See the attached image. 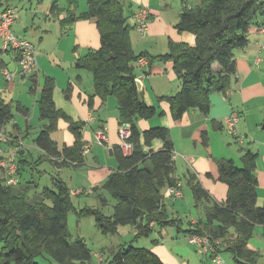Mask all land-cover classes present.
Here are the masks:
<instances>
[{
	"label": "trees",
	"instance_id": "1",
	"mask_svg": "<svg viewBox=\"0 0 264 264\" xmlns=\"http://www.w3.org/2000/svg\"><path fill=\"white\" fill-rule=\"evenodd\" d=\"M13 1L0 0V9L10 7ZM66 2V16L60 19L62 28L68 29L81 19L94 18L97 21L100 47L88 49L85 55L77 58L75 66L92 73L95 93L90 96L91 105L96 95L103 99L110 95L117 98L119 123L130 125L132 151L124 154L121 149L118 168L101 185L115 200L114 213L110 216L102 213L100 207L77 205L62 179H55L53 188L42 189V201L31 203L25 194L15 190L17 184L8 185L0 177V264H40L36 258L44 253L61 264H96L94 252L85 238L79 234L72 238L68 222L71 212L78 218L93 216L105 235L117 233L118 226L123 224L135 227L139 235H149L156 223L166 226L173 222L168 219L165 195L167 187L181 180L177 176V165L172 161L175 148L169 129L158 125L142 130L139 126L140 119H150L164 112L147 104L137 86L135 63L144 53L137 54L133 47L131 34L136 28L135 23H129L128 13L133 3L127 0H87V10L77 13L78 0ZM56 11L62 13L64 8H60L58 0H53L51 12ZM254 25H264V0H198L194 5L183 0L176 28L179 32L194 33L196 44L170 41L168 52L157 57L172 59L181 80L180 91L167 97L174 119H181L192 108L209 113L211 94L227 92L237 71L235 50L249 44L248 29ZM215 63L220 65V71L214 70ZM54 88L55 80L47 76L37 100L40 118L47 123L38 132L35 142L51 161V156H60L81 163L85 146L84 123L73 121L56 107ZM70 90L69 87L67 93ZM21 111L25 112V109ZM12 116V102L0 98V126ZM59 118L69 121V128L76 138L73 146L64 145L61 150L51 138ZM155 138L163 141L158 150L151 148ZM203 139L207 144L205 132ZM258 157V152L246 148L241 167L233 159L217 160L219 179L228 185L227 198L223 201L211 196L197 173L190 168L187 173L196 205L204 207L206 215L204 220L191 222L187 234L209 236L217 252H229L242 264H257L259 253L249 248L248 243L256 227L264 226V204L257 203ZM54 162L69 165L66 161ZM101 202H107L104 195ZM102 256L99 263L105 261L104 253ZM106 263L165 264L157 253L133 242L113 250Z\"/></svg>",
	"mask_w": 264,
	"mask_h": 264
},
{
	"label": "crops",
	"instance_id": "2",
	"mask_svg": "<svg viewBox=\"0 0 264 264\" xmlns=\"http://www.w3.org/2000/svg\"><path fill=\"white\" fill-rule=\"evenodd\" d=\"M127 1L133 3L131 11L129 9V23L131 25H134V13L140 7H146L149 10L150 15L147 32L140 33L136 29H133L131 34L135 52L137 54L144 53L143 56L148 59V63L141 67L137 61L135 66L137 79L141 80L140 90L143 93L145 102L151 106H155L158 112H164L163 115H156L150 119H140L139 126L142 130H146L150 127L158 125L167 127L170 132V138L174 144L175 152L181 155H186L179 156L176 160V165L179 158H184L185 160H183L188 164L187 166L190 165L193 171L197 173L201 179V182L206 188H208L211 196L218 201H223L227 198L228 185L219 180V168L217 164L210 158L208 149L212 150V152L215 154L213 156L216 158L233 159L237 166H243V162L239 156L241 155V150L237 154L233 147H227L226 144H230L233 139L224 133L225 118L230 115L233 110H236V101H239L241 105L240 109L247 111V113L243 112L240 114L241 116L239 120V126L241 129L244 130L247 127L248 131H251V129H254L255 127V129H257V137L261 140L264 139V132L261 133L258 131V129H260L261 123H263L264 120V112L258 108L246 106V99L248 97L255 96L257 89L264 84V77H261L255 69L256 66H260L264 61V52L261 50V46L264 43V33L261 31L262 26H250L248 29V35L250 39L249 44L244 48H238L235 50V60L237 66L236 74L233 76L227 92H219L212 95V108L209 115L203 113L199 109L192 108L186 111L181 119H174L171 111V105L167 97L174 96L180 91L181 80L175 70L172 59H159L157 57L168 52L170 41L185 42L189 45L196 44V35L194 33L189 31L179 32L176 28L183 6V0ZM11 6L15 7L13 3ZM81 9L82 10L77 13L85 12L87 7L84 8L83 6ZM65 16V13L60 14L59 20ZM22 20V16L17 14L16 20L12 26L13 31L17 36L28 39L30 36L38 37L41 34H44L40 29L34 28L33 20L31 22L27 21L28 18L25 21ZM18 23H20L24 28L19 27ZM29 23H32L31 27H29ZM17 27H19L21 29L19 31H23V33L17 32ZM68 29V34H72L73 37L76 38L74 54L72 55L71 61L69 62L70 67L73 68L77 58L85 55L88 49H96L100 47V33L97 26V21L94 18L77 20ZM40 50L47 54V62H42V60L39 61L41 71L36 75H20V65L17 54H15L13 51L6 52L10 56L9 61L0 60V74L4 77V69L7 68L14 72L15 75L11 80H7L4 77V79L7 80L6 89H3L4 84L2 81H0V98H3L6 102H9L6 100L5 95L9 91H13L14 93L17 92V78H22L23 84L28 82L26 80V76L31 79L29 91L35 97L32 106L33 114L31 115V105L23 102L20 96H18V103L16 106L18 113L26 120V134L29 135L30 133L35 132V148L40 151H44L35 142L38 132L47 123L46 120H42L40 118L37 100L40 97L45 78L50 76L56 81V86L53 92L55 105L58 109L64 111L73 121L84 123L82 130L83 140L85 141V145H90V149L86 155H83L84 158L81 163L58 165L54 161L50 160V162L54 165L51 173L52 185L46 187L53 188L54 180L57 178L62 179L69 186L75 203L76 201H79V203H76L77 205L80 207H99L98 200H101L103 195L107 197L104 193L105 191L101 188V185L105 182L108 176L118 168V153L121 151L122 142L119 134L120 123L118 100L114 95H110L106 99L96 95L93 98L91 105L90 96L95 93L93 77L91 78L88 73L78 69L73 74V76L67 80V75H65L64 70L60 69L59 67L55 66L53 71L50 70V66L48 65V58H50V56L48 55L49 51L46 50V47L40 48ZM44 57H46V55H44L42 59H44ZM152 58L155 59L151 61ZM213 68L215 71H220L221 69L218 63H215ZM41 74H43V79H41ZM73 81H75V84H72L71 90L67 93L70 82ZM33 85H35L34 90L31 89ZM259 94L261 93H257V95ZM161 97L164 98L161 99ZM11 101L14 102V98L11 99ZM23 108L25 109V112L21 111ZM36 115L39 116L40 122L38 127L34 128L29 120L32 116L36 118ZM254 115H256V117L252 118ZM12 119L15 120V123L13 120L12 127L10 125L11 120L5 123L3 126H0V128L6 133L7 137L5 140L0 141V148L2 149L0 152V157H12L16 162H18L14 152H18L25 157L27 150L29 151L28 147L30 146L24 143L25 141L23 138L25 131L20 126L17 117L14 115ZM250 121L254 122L252 128L250 127ZM8 125H10V127H8ZM69 125L70 124L67 119L59 118L56 130L51 133V138L57 143L59 150H61L64 145L73 146L75 144L76 138L74 133L69 128ZM102 130L105 132L107 137V140L104 142H101L98 138V134ZM204 131H207L208 134L209 145L207 146H205L203 143L202 134ZM61 132L62 136L59 135ZM162 146L163 141L161 139L155 138L152 141L151 148L158 150L162 148ZM252 147V150L254 151L256 146L254 145ZM218 151H222L224 154H216ZM257 151L260 153L259 148ZM27 158H23V165L26 164L28 166L30 163H32V166L39 165L33 160L30 162ZM40 160L42 161V157H40ZM184 161L182 162L184 163ZM19 168L20 175L17 173V178L20 183L18 181L15 190L25 194L28 201L31 203L42 201V195L40 192L36 191L39 186L36 187L35 184L39 183L33 182V180L25 182L23 180L24 175H21L22 171L20 164L18 166V169ZM260 173L261 172H259L257 175V203L258 205H263L264 177L261 178ZM262 174L264 175L263 172ZM182 191L183 196L180 198L174 199L170 196L172 198L173 205H175L178 200L183 199L185 196L184 189H182ZM85 196L87 197L84 198ZM74 197H77L78 200H76ZM197 220L198 218H191L192 223H196ZM80 233L81 234L79 235L86 237L83 232ZM160 234L162 237L168 236L167 231L164 229ZM194 246L198 250L197 246ZM248 246L259 253L257 264H264V226L258 225L256 227L253 236L249 239ZM156 253L166 264H175L173 261L175 260L174 257L169 255V258L165 260V258L162 256L163 254L161 255L162 252ZM201 254L204 255L206 259H204V261H200L199 264H242L236 261L233 255L230 253L227 257H223L222 252H219V255L222 258V263H217L210 254ZM95 256L97 257L98 261L103 260L101 253H96ZM179 263L190 264L191 262L188 259L182 260Z\"/></svg>",
	"mask_w": 264,
	"mask_h": 264
},
{
	"label": "rangeland",
	"instance_id": "3",
	"mask_svg": "<svg viewBox=\"0 0 264 264\" xmlns=\"http://www.w3.org/2000/svg\"><path fill=\"white\" fill-rule=\"evenodd\" d=\"M52 2L53 0H14L13 1V5L15 6L14 8L18 12L17 14H20L22 16L23 19L22 21H25L27 18H28L27 20L28 22H31L33 20L34 28H38L44 33L38 37L37 36L28 37V39H30V41L33 43L37 51L39 72L41 71L39 61L42 60V62H47V54L43 53V51H41L40 48L46 47V50L49 51L48 55L50 56V58H48L49 61L48 65L50 66L51 71H53V68L55 66L59 67L60 69L64 70L65 75H67L66 79L69 80V78L73 76L76 70L79 69L82 70L83 72L88 73V75H90V77L92 78L93 77L92 73L89 70L77 68L75 65L73 68L70 67L69 62L71 61L72 55L74 54V49L76 47V38L73 37L72 34L71 35L68 34L69 29L62 28L61 21L59 20L60 14H64V13L66 14L65 8L67 6V2L66 0H58L60 8L61 9L64 8V11H62V13H58V11H56L53 14L51 12ZM186 2H188V5H194L198 2V0H186ZM83 6L84 8L87 7V0H78V7L76 8V11L80 12ZM31 24L32 23H29V27H31ZM18 26L24 28L20 23H18ZM19 27H17V32L23 33V31H19L21 30ZM44 55H46V57L42 59ZM9 57L10 56L6 52H3L0 47V60L9 61ZM263 57H264V53H263ZM255 69L261 77H264V61L261 63L260 66L258 67L256 66ZM41 79H43V74H41ZM17 80H18L17 92L14 93L13 91H9L5 95V98L9 102H12L13 116L15 115V117H17L20 126L25 131L26 120L23 118L22 115L18 113L16 106L18 103L17 99L18 96H20L23 102L31 105V110H32L31 115H32L33 114L32 106L35 97L29 91V87L31 85L30 83L31 79L28 78V76H26V80L28 81L25 83L26 85L23 84L22 78L19 77L17 78ZM0 81H2L4 84L3 89H6L7 80H5L1 74H0ZM72 84H75V81L70 82L69 85L70 88L72 87ZM55 86H56V81H55ZM215 93H219V92L212 93L211 97ZM257 93H261V94L257 95ZM257 93L255 94V96L248 97L246 99V106H250L252 108L253 107L258 108L259 110L264 112V84L263 86H260L257 89ZM13 98L15 100L14 102L11 101V99ZM240 107L241 105L239 101H236L235 102L236 110H233L232 113H237L239 115L242 114L243 112L247 113L246 110L240 109ZM211 108L209 110V113L211 112ZM209 113H207V115H209ZM255 117L256 115H254L252 118ZM12 118L9 119V121L11 120L10 121L11 127L13 126V120H14ZM29 122L34 126V128L38 127L40 122L39 116L36 115V118L32 116ZM253 124L254 122L250 121L251 128L253 127ZM10 125H8V127H10ZM238 127L240 126L238 125ZM224 130H225L224 131L225 135L233 139L232 142H230V144H226V146L233 147L234 151L237 154L241 150L240 151L241 155H239L241 161H242V155L244 153V150H246V148L253 149L252 146L255 145L256 148H254L255 149L254 151L256 152H258L257 150L259 148L261 154L259 153V158L257 160L256 175H258V173L261 172L260 173L261 178L264 177V175L262 174V172L264 173V139L261 140L260 138L257 137V133H256L257 129H255L254 127V129L248 131L247 127L244 130L241 129L240 127L239 132L241 135L244 136V142L238 141L236 136L229 133L226 127H224ZM258 131H260L261 133L264 132V120L263 123H261L260 129H258ZM204 132L208 137L207 131ZM59 135L62 136V132L59 133ZM34 136H35V132L30 133L29 135L26 134V131L24 132V138H23L25 141L24 143H26L30 147H28L29 151L27 150L28 153L26 152V156L23 158L26 159L27 157H29L27 159L30 162H32L33 160L35 163L39 165L32 166V163L28 164V166L26 164L23 165L22 162L23 158H20V156L22 155L18 152L17 153L14 152V155L17 158L18 161L17 163L21 165V171H22L21 175L22 174L24 175L23 180L25 182L31 180H33V182H38L39 187L37 188L36 191L41 192L44 187L52 185L51 173L54 165L50 162V159L48 158V154L46 152L42 150L40 151L37 148H35L36 145L34 144ZM202 138H203V134H202ZM207 141H208L207 144H205L203 139V143L205 146L209 145V140ZM208 152L210 158L216 164L218 159H222V158L214 157L213 155L215 154L212 152V150L208 149ZM216 154L223 155L224 153L222 151H218L216 152ZM40 157H42V161L40 160ZM179 159L177 161V176L181 180L182 189H184L185 196L183 197V199L178 200L175 203V205H173L172 198L168 195H165V204H166L165 207H166V212L168 214V219L173 222L166 224V226H162L159 223H156L152 229V232H150L149 235H139L138 230L135 229V227L131 226L130 224L119 225L117 233H110L109 235H105L98 228L93 216L78 218L73 212L69 214V222H70V229L72 232V238L73 239L76 238L78 234H81L80 232L84 233V235L86 236L84 237L85 241L87 242L90 249L94 252V262L96 264L99 263L97 257L95 256L96 253H102V254L104 253L105 261L99 264H107L106 260L111 258L113 250H116L122 244L131 243V242H133V244H135L136 246L149 248L155 253L162 252L161 255L163 254L162 256L165 258V260L168 259L169 258L168 256L170 255L175 258V260H173L175 264H180L179 262H181L182 260H188V259L191 262L190 264H199L200 261H204V259H206L204 255L198 252L194 244L189 242L187 236L188 233L187 231L191 227V218L195 217L198 218V220H204L206 215H205L204 207H198L196 205L193 192L187 182V173L189 168L190 170H192V172L195 173V171H193L190 165L187 166L188 164L184 161L185 160L184 158H183L184 160L182 158ZM182 161H184V163ZM202 185L204 186L203 183ZM206 189L208 190V188ZM104 193L107 196L106 197L107 202L102 204L101 200L99 199L98 200L99 207L101 208L102 213L110 216L114 213L115 200L110 194H107L108 192H104ZM86 197L87 196H85L84 198ZM74 198L78 200L77 197ZM76 203H79V201H76ZM163 229L167 231L168 236L162 237L160 233L163 231ZM1 249H2V243L0 242V250ZM222 254L223 257H227L229 252L223 251ZM36 260L40 264H61L46 253L37 256Z\"/></svg>",
	"mask_w": 264,
	"mask_h": 264
},
{
	"label": "built area",
	"instance_id": "4",
	"mask_svg": "<svg viewBox=\"0 0 264 264\" xmlns=\"http://www.w3.org/2000/svg\"><path fill=\"white\" fill-rule=\"evenodd\" d=\"M17 17V11L13 6L0 9V47L3 52L13 51L17 54L19 62V74H33L39 73L38 67V55L33 43L24 37L17 36L13 31V24ZM148 18L149 10L146 7H140L134 14L135 28L140 33H146L148 30ZM261 31L264 33V25L261 27ZM261 50L264 52V43L261 46ZM148 63V59L145 56H141L138 59L139 66H145ZM4 77L7 80H11L15 73L9 69H4ZM239 120L240 115L232 113L225 118L224 124L229 133L236 136L238 141L244 142V136L239 132ZM119 134L121 137V149L124 154H129L132 151V143L129 141L131 136V129L128 123L120 124ZM6 133L0 128V141L5 140ZM98 138L101 142L107 140L105 132L102 130L98 134ZM90 145H85L83 148V155L89 152ZM0 148V152H1ZM181 154L173 152L172 161L176 163V160ZM185 157V156H183ZM51 159L56 162L66 161L71 164H77V161L72 159H65L60 156H51ZM18 164L12 157H0V177H2L6 184L16 185L18 184ZM166 195L173 197L174 199L183 196L182 183L178 181L176 185L167 187ZM189 242L196 245L198 251L203 254H210L217 263H222V258L219 252L216 250L215 243L207 235H188Z\"/></svg>",
	"mask_w": 264,
	"mask_h": 264
},
{
	"label": "water",
	"instance_id": "5",
	"mask_svg": "<svg viewBox=\"0 0 264 264\" xmlns=\"http://www.w3.org/2000/svg\"><path fill=\"white\" fill-rule=\"evenodd\" d=\"M137 86L139 89L141 88V80L140 79H137Z\"/></svg>",
	"mask_w": 264,
	"mask_h": 264
}]
</instances>
